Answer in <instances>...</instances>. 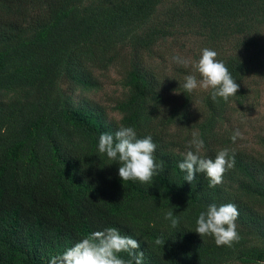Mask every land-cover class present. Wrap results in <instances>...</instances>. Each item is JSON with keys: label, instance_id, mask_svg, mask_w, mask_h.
Returning <instances> with one entry per match:
<instances>
[{"label": "trees", "instance_id": "1", "mask_svg": "<svg viewBox=\"0 0 264 264\" xmlns=\"http://www.w3.org/2000/svg\"><path fill=\"white\" fill-rule=\"evenodd\" d=\"M204 48L239 85L228 102L184 92L186 75L201 77L171 57L196 62ZM261 107L264 0H0V264H49L107 227L137 240L144 264H264ZM121 125L151 136L166 162L152 185L122 181L98 152L101 133ZM193 132L209 158L235 153L214 188L178 168ZM228 203L241 239L218 247L196 219Z\"/></svg>", "mask_w": 264, "mask_h": 264}, {"label": "clouds", "instance_id": "2", "mask_svg": "<svg viewBox=\"0 0 264 264\" xmlns=\"http://www.w3.org/2000/svg\"><path fill=\"white\" fill-rule=\"evenodd\" d=\"M217 52L204 48L198 61L176 54L171 57L172 63L185 69L192 68L199 73L201 79L194 74L184 77V92L192 93L203 89L210 93L215 102L217 97L225 102L236 95L239 85L232 78L228 68L222 61L216 59ZM242 138L237 129L230 139L235 142ZM156 144L151 136L138 138L132 127L121 125L115 134L101 133L98 141V152L106 154L110 161L119 164L118 175L122 181H139L141 184L152 185L153 177L164 172L166 162L156 161L154 152ZM189 150L184 155L178 168L185 173L184 180L192 183L196 173H203L208 178L210 188L223 183L224 173L235 166V153L230 155L229 149L220 150L215 158H209L205 151V143L198 132H193L188 141ZM239 212L232 203L220 205L209 204L205 211H200L196 219L195 232L200 237L211 236L215 244L232 247L241 239L236 220ZM166 220L170 221L173 229L179 228V218L172 210L165 213ZM157 244L164 241L157 240ZM140 244L127 235H122L116 227H107L102 231H94L67 248L62 254L53 255L49 264H144L143 251H137ZM127 253L131 260H125L119 253Z\"/></svg>", "mask_w": 264, "mask_h": 264}, {"label": "rangeland", "instance_id": "3", "mask_svg": "<svg viewBox=\"0 0 264 264\" xmlns=\"http://www.w3.org/2000/svg\"><path fill=\"white\" fill-rule=\"evenodd\" d=\"M113 84L110 81H107L104 87V90H102V92L99 93V95L97 96L100 99V102L103 104H109L113 98L112 95V90H113ZM261 112L263 114L262 118L264 120V110L261 107ZM264 124V121H261Z\"/></svg>", "mask_w": 264, "mask_h": 264}]
</instances>
